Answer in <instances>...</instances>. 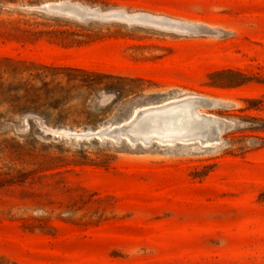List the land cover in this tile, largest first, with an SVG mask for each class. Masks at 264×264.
<instances>
[{"label":"rangeland","instance_id":"1","mask_svg":"<svg viewBox=\"0 0 264 264\" xmlns=\"http://www.w3.org/2000/svg\"><path fill=\"white\" fill-rule=\"evenodd\" d=\"M18 18L97 37L3 34ZM3 56L123 76L125 97L89 94L95 127L15 117L27 152L0 171L53 168L0 175V264H264V0H0ZM103 127L125 136L59 133Z\"/></svg>","mask_w":264,"mask_h":264},{"label":"trees","instance_id":"2","mask_svg":"<svg viewBox=\"0 0 264 264\" xmlns=\"http://www.w3.org/2000/svg\"><path fill=\"white\" fill-rule=\"evenodd\" d=\"M5 35L17 38L47 37L50 41L63 45H82L93 41L97 36L79 29L66 26L59 20L45 22L18 18L5 24ZM93 92L114 93L125 97V79L110 73L87 70L59 64L27 62L13 57H0V150L6 149L23 155L26 147L15 138L6 134L11 125H15V117H42L48 125L69 126L80 124L96 126L99 119L98 106H89L87 99ZM261 126L256 131L264 132V117L256 118ZM92 124V125H88ZM234 139L240 136L233 132ZM258 138H263L256 134ZM80 162V161H74ZM26 170L0 171L7 174L9 180L20 183L33 179L37 170L53 167ZM261 198L264 199L261 195Z\"/></svg>","mask_w":264,"mask_h":264},{"label":"water","instance_id":"3","mask_svg":"<svg viewBox=\"0 0 264 264\" xmlns=\"http://www.w3.org/2000/svg\"><path fill=\"white\" fill-rule=\"evenodd\" d=\"M117 127H114V129ZM119 128V127H118ZM111 127H103L96 129H89L82 132L71 131L63 129L59 131V133H67V135L78 136L81 138H109L113 137L115 139H119L125 136V131L123 129L114 130ZM171 140H182L180 138H172Z\"/></svg>","mask_w":264,"mask_h":264},{"label":"bare ground","instance_id":"4","mask_svg":"<svg viewBox=\"0 0 264 264\" xmlns=\"http://www.w3.org/2000/svg\"><path fill=\"white\" fill-rule=\"evenodd\" d=\"M76 6V5H75ZM86 10V9H85Z\"/></svg>","mask_w":264,"mask_h":264}]
</instances>
